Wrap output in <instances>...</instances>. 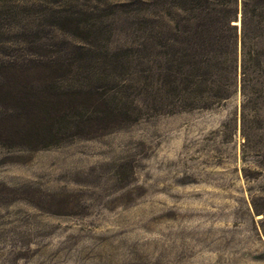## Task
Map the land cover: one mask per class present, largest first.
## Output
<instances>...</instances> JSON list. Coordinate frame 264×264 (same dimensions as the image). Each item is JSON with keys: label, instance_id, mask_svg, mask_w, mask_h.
Returning <instances> with one entry per match:
<instances>
[{"label": "rangeland", "instance_id": "1", "mask_svg": "<svg viewBox=\"0 0 264 264\" xmlns=\"http://www.w3.org/2000/svg\"><path fill=\"white\" fill-rule=\"evenodd\" d=\"M0 264H264V0H0Z\"/></svg>", "mask_w": 264, "mask_h": 264}, {"label": "trees", "instance_id": "2", "mask_svg": "<svg viewBox=\"0 0 264 264\" xmlns=\"http://www.w3.org/2000/svg\"><path fill=\"white\" fill-rule=\"evenodd\" d=\"M230 23H231V19L228 21V26H230ZM39 62V61H38ZM38 62H36V63H38ZM41 64L40 65H45L43 62H40ZM30 67H32V66H29L28 67V69L30 68ZM22 91L25 93V94H27V95H29V94H31V91H30V88H28L26 85L23 87V89H22ZM70 93V95H68ZM83 94V95H89L90 96V99H91V97H93V94H91V93H84V92H65V93H63V95H61V94H59L60 96H64V97H66L67 95H68V97H70V96H73V95H79V94ZM72 94V95H71ZM32 95V94H31ZM67 97V98H68ZM46 98V97H45ZM45 98H42V103H43V100L45 99ZM113 98H114V95H111V96H109V97H101V98H99V99H97V98H95L94 100H95V103L96 104H98L99 102H100V105H104V107H110L109 106V103H110V101L111 100H113ZM28 100V99H27ZM38 104L36 103V101L35 100H29V104H28V106H37ZM112 108V107H111ZM44 111V110H43ZM100 113H110V114H114L115 116H117L118 115V111H116L114 108H112V110L111 109H109V111H107V109H106V111H103V112H100ZM46 114H43V118L44 119H46ZM18 117V116H17ZM16 118V117H15ZM14 118V119H15ZM3 121H6V119H2Z\"/></svg>", "mask_w": 264, "mask_h": 264}]
</instances>
